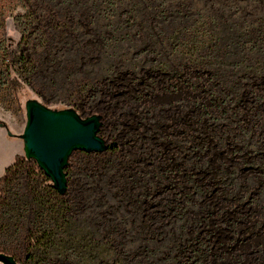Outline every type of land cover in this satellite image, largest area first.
<instances>
[{
  "label": "trees",
  "instance_id": "obj_1",
  "mask_svg": "<svg viewBox=\"0 0 264 264\" xmlns=\"http://www.w3.org/2000/svg\"><path fill=\"white\" fill-rule=\"evenodd\" d=\"M20 1L22 35L15 47H1L15 94L26 86L45 106L94 108L108 102L118 78L133 80L148 70L169 79L158 90H169L174 80L172 87L184 83L205 95L209 105L194 103L193 119L211 137L263 154L264 0ZM143 94L130 96L134 106ZM134 106L138 118L155 112ZM94 113L102 115L98 134L106 140L108 111ZM182 129L167 134L174 164L164 161L159 140L146 130L136 131L127 149L116 144L103 153L73 152L63 195L35 161L16 156L0 177V207L8 203L7 190L23 180L12 210L22 219L24 204L30 221L21 246L0 245V253L19 264H216L212 243L190 216L194 196L208 189L201 192L194 177L207 143L195 127L190 146ZM234 167L219 168L221 188L232 197L252 188L250 201L263 200L264 178L240 177V166Z\"/></svg>",
  "mask_w": 264,
  "mask_h": 264
},
{
  "label": "rangeland",
  "instance_id": "obj_2",
  "mask_svg": "<svg viewBox=\"0 0 264 264\" xmlns=\"http://www.w3.org/2000/svg\"><path fill=\"white\" fill-rule=\"evenodd\" d=\"M24 11L25 8L20 0H0V122L4 123L11 133L9 136L7 130L0 127V177L4 174L5 168L14 162L16 156H24L19 135L22 134L26 123L25 102L36 99L42 103L41 99L26 86L15 94L9 84V74H12V71H6L2 65L1 47L8 44H11V47L16 46L22 35L16 17ZM12 69L17 70L18 65ZM132 78L125 75L118 78L116 85L111 88L114 94L107 103L93 105L94 108L79 107L77 113L87 117L90 110L98 111L105 108L108 114L104 121L103 135L108 143H115L121 149L129 147L136 131L143 132L152 128L147 134L153 140H159L160 148L165 154L164 161L169 160L170 164L175 163L174 159L177 156L174 158L172 156V147L168 142L170 136L167 134L173 136L175 133H182L185 125L184 131L189 134L187 137L192 146L195 135L193 128H199L208 149L204 152L203 159L199 160L204 162V165L196 169L194 177L198 180L196 185L201 192L205 190L204 187L208 189L205 190L206 193L194 196L196 203L190 209V216L196 219L197 223L199 220L198 234H204L212 243L213 252L218 258L216 264H256L260 257H264V199L258 202L250 201V196L253 195L252 188L232 197L227 190L221 188L223 183L216 180L219 178L218 171L222 166L226 168L235 166V169L236 166H240L236 169L240 177L257 176V180L264 178V150L261 149L262 155L257 153L254 155L245 149L240 151L236 148L240 143L229 138L224 139L223 142L217 140L216 137H211L205 132L203 124L194 123L193 114L196 108L194 103L209 105L207 98L199 90L184 83L172 87L173 84L175 85L174 80L171 81L169 90H158V84L166 83L169 79L148 70L133 80ZM136 90L144 93L137 107L130 99ZM121 91L124 96L120 97L117 93ZM133 106L136 109H154L155 112L150 116L138 118ZM47 107L62 109L61 105L50 104ZM155 126L158 133L153 134ZM240 158L243 159L241 164L237 163ZM75 161L79 169H82V158ZM187 166L190 168L188 163ZM80 174L76 173L74 176L77 187L78 185L81 187L83 183L82 179L77 178L82 176L81 171ZM184 188L192 187L187 184ZM7 193L8 203L0 207V224L6 226L0 231V245L19 248L30 218L24 204L19 208L25 216L22 219L16 216L17 209H12L16 199L24 193V181L20 180L14 187L8 189ZM22 198L21 203H27L26 198L23 196Z\"/></svg>",
  "mask_w": 264,
  "mask_h": 264
},
{
  "label": "water",
  "instance_id": "obj_3",
  "mask_svg": "<svg viewBox=\"0 0 264 264\" xmlns=\"http://www.w3.org/2000/svg\"><path fill=\"white\" fill-rule=\"evenodd\" d=\"M26 123L22 134L24 157L35 161L49 178L52 187L63 195L67 190L65 168L73 152L103 153L115 146L98 133L101 114L80 116L72 108L51 109L36 99L25 102ZM0 127L8 131L0 122ZM0 264H19L13 257L0 253Z\"/></svg>",
  "mask_w": 264,
  "mask_h": 264
}]
</instances>
